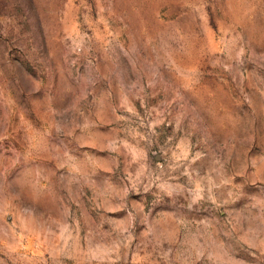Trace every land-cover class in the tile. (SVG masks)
I'll list each match as a JSON object with an SVG mask.
<instances>
[{"label":"clouds","instance_id":"obj_1","mask_svg":"<svg viewBox=\"0 0 264 264\" xmlns=\"http://www.w3.org/2000/svg\"><path fill=\"white\" fill-rule=\"evenodd\" d=\"M0 264H264V0H0Z\"/></svg>","mask_w":264,"mask_h":264}]
</instances>
